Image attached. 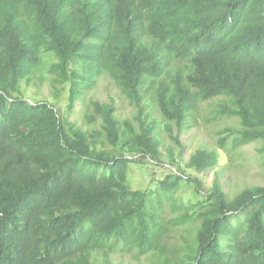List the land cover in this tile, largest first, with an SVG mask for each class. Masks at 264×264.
<instances>
[{
	"label": "trees",
	"instance_id": "trees-1",
	"mask_svg": "<svg viewBox=\"0 0 264 264\" xmlns=\"http://www.w3.org/2000/svg\"><path fill=\"white\" fill-rule=\"evenodd\" d=\"M46 75L52 99H30ZM105 78L134 114L90 99L79 125ZM204 108L235 124L187 161ZM255 143L264 159V0H0V264H264V185L221 181V154ZM151 168L167 171L135 189ZM167 201L198 225L182 261L165 257Z\"/></svg>",
	"mask_w": 264,
	"mask_h": 264
},
{
	"label": "rangeland",
	"instance_id": "rangeland-1",
	"mask_svg": "<svg viewBox=\"0 0 264 264\" xmlns=\"http://www.w3.org/2000/svg\"><path fill=\"white\" fill-rule=\"evenodd\" d=\"M47 81L41 89H37L35 84H38V80L34 81V85L27 90L30 95V99L36 100H49L52 99L51 88L48 81V76L46 75ZM32 95V96H31ZM90 99L98 100L103 103L110 104L112 100L118 111L119 116L122 119L127 117H132L135 112V108L130 104L129 100L125 98L120 90L115 86V84L110 79H102L97 87L87 95L85 102H79L76 106L74 120L82 125L84 122V115L88 110H92ZM217 102H214V104ZM211 104H207L206 107L209 108ZM203 123L201 126H197L188 131L186 135L182 136L183 143L185 145L184 157L185 160L189 161L202 146H210L214 143V136L211 135L218 130H223L227 126L235 124V122H230L227 120H222L217 123L208 124L209 114L206 108L203 111ZM213 130V131H212ZM168 146H174L177 153L180 148L176 147L170 141L164 140V150ZM259 144L255 143L250 146L244 147L235 151L233 155H223L221 154L220 165L225 168L224 174L221 177L222 184L224 188L230 192L232 195L238 193L241 189L253 185H264V159L262 156L257 154V149ZM169 161V158H166ZM230 164V165H229ZM226 165H229L226 168ZM163 166H170L168 162H165ZM136 168V167H133ZM132 168V169H133ZM173 168V167H172ZM141 169V168H140ZM167 171L166 169L151 168L150 170L140 171L134 169L132 172V181L135 189H145L150 183L152 176H156L157 172L163 173ZM131 174V173H130ZM215 180L214 171L207 172L206 181L208 186H212ZM190 189L181 188L174 194V199L177 201H182L188 199L190 194ZM185 210L176 209L173 207L170 201L165 202L164 209L162 212V218L168 226V234L164 241V248L167 250V257L170 260H180L182 261L185 254V245L190 244L196 233L197 226L194 223L181 224L178 222L179 216L183 214ZM114 264H162L163 261L154 254H148L146 256H141L138 258L135 253H124L112 257Z\"/></svg>",
	"mask_w": 264,
	"mask_h": 264
}]
</instances>
